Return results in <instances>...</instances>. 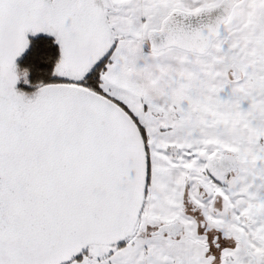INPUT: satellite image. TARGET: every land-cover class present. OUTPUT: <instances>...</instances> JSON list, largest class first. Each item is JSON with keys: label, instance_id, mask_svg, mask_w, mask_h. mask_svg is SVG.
<instances>
[{"label": "snow or ice", "instance_id": "obj_1", "mask_svg": "<svg viewBox=\"0 0 264 264\" xmlns=\"http://www.w3.org/2000/svg\"><path fill=\"white\" fill-rule=\"evenodd\" d=\"M0 264H264V0H0Z\"/></svg>", "mask_w": 264, "mask_h": 264}]
</instances>
